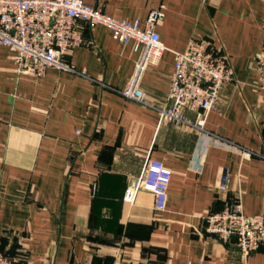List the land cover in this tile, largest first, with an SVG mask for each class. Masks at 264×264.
Returning a JSON list of instances; mask_svg holds the SVG:
<instances>
[{"label":"crops","instance_id":"crops-1","mask_svg":"<svg viewBox=\"0 0 264 264\" xmlns=\"http://www.w3.org/2000/svg\"><path fill=\"white\" fill-rule=\"evenodd\" d=\"M83 1L142 25L163 5L156 29L167 49L144 75L141 103L122 93L134 42L104 25L80 22L83 43L65 57L74 70L42 76L19 73L0 44V248L23 264H264V248L244 255L204 223L224 205L215 187L225 171L242 211L264 213V0ZM191 38L210 39L234 70L204 132L160 123L157 110ZM149 155L172 172L163 210L148 190L124 199Z\"/></svg>","mask_w":264,"mask_h":264},{"label":"built area","instance_id":"built-area-1","mask_svg":"<svg viewBox=\"0 0 264 264\" xmlns=\"http://www.w3.org/2000/svg\"><path fill=\"white\" fill-rule=\"evenodd\" d=\"M164 6L152 8L142 25L140 20L117 19L83 0H0V44L12 52L19 73L42 76L50 67L74 70L66 55L83 43L80 22L108 27L113 37L134 42L138 53L134 70L122 93L146 103L144 75L167 49L157 31L164 19ZM259 88L264 91V40L256 55ZM234 79L226 53L208 38H191L184 51L176 52L170 77L168 101L157 107L160 123L191 124L205 131L208 114L218 107L225 85ZM196 113L192 123L185 114ZM220 142L221 139L218 138ZM172 172L160 159L146 157L141 174L129 183L124 199L134 202L140 190L151 191L157 209H165ZM230 174L225 171L216 190L224 205L204 217L206 231L223 242L236 237L244 255L264 248V213L250 216L231 195ZM0 264H23L18 256L0 248Z\"/></svg>","mask_w":264,"mask_h":264}]
</instances>
